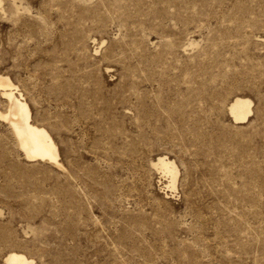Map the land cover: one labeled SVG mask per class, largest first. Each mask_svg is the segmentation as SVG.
I'll return each instance as SVG.
<instances>
[{
	"label": "rangeland",
	"instance_id": "374dc122",
	"mask_svg": "<svg viewBox=\"0 0 264 264\" xmlns=\"http://www.w3.org/2000/svg\"><path fill=\"white\" fill-rule=\"evenodd\" d=\"M0 73V264H264V0H0Z\"/></svg>",
	"mask_w": 264,
	"mask_h": 264
},
{
	"label": "bare ground",
	"instance_id": "6f19581e",
	"mask_svg": "<svg viewBox=\"0 0 264 264\" xmlns=\"http://www.w3.org/2000/svg\"><path fill=\"white\" fill-rule=\"evenodd\" d=\"M0 97L6 102V110H0V120L11 128L23 156L28 161H43L65 170L56 140L45 126L34 121L28 100L13 83L11 77L2 73H0ZM247 100L237 99L232 109L230 108L237 120H246L252 111V103ZM165 161H160L159 164L165 171L174 173L177 168ZM4 264H37V262L22 252L14 251L5 255Z\"/></svg>",
	"mask_w": 264,
	"mask_h": 264
}]
</instances>
